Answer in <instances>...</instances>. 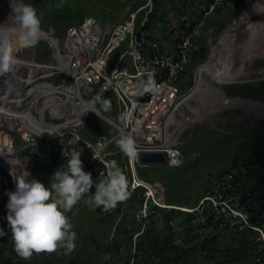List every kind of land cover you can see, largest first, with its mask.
<instances>
[{
    "label": "trees",
    "instance_id": "1",
    "mask_svg": "<svg viewBox=\"0 0 264 264\" xmlns=\"http://www.w3.org/2000/svg\"><path fill=\"white\" fill-rule=\"evenodd\" d=\"M20 1L32 4L41 15V28L53 26L56 34L64 33L69 25L88 15L82 1L73 3L65 0L61 8H56L60 0ZM92 1L99 4L100 10L92 11L91 15L113 21L130 3V0ZM149 1L151 5L141 9L138 21L147 17L145 27L162 45L172 39L174 23L184 15L204 17L202 49L190 55L187 70L180 80L182 91L188 89L194 83L193 68L208 57L209 42L205 30L218 25V16L225 5L243 4L245 0H223L211 11L213 0H143V3L135 0L132 10ZM10 3L12 0L0 1V5ZM224 89L228 95L264 96V80L256 85L226 84ZM99 96L110 100L109 112H113L116 108L115 93L107 91ZM96 104L103 111L101 104L97 101ZM206 130L205 139L193 140L180 147L183 161L178 166L137 164L138 175L147 181L160 182L164 201L173 205L154 206L155 212L150 214L144 228L136 218L143 202V189H137L113 214L103 208H89L85 205V197L90 194H86L68 215L77 234L75 248L68 250L62 247L53 253H34L30 260H24L15 252L6 218L8 209L5 208L0 215V229L5 232L0 236V264H264V241L258 239L259 231L251 226L242 224L241 227L232 223L231 218L223 216L220 206L215 204L220 200V194H235L239 206L249 211L251 224L262 225L264 121L259 126L247 128L226 124L217 128L207 126ZM81 132L91 140L103 132L116 133L102 118L87 119ZM21 148L26 156L33 152L37 159L38 166L29 179L50 187L57 166L65 164L67 171L68 162L62 157L61 145L56 138ZM110 160L126 171L127 159L123 152L112 154ZM233 168L237 169L235 189H214ZM3 190L0 186V193ZM79 205L81 208L78 209Z\"/></svg>",
    "mask_w": 264,
    "mask_h": 264
},
{
    "label": "built area",
    "instance_id": "2",
    "mask_svg": "<svg viewBox=\"0 0 264 264\" xmlns=\"http://www.w3.org/2000/svg\"><path fill=\"white\" fill-rule=\"evenodd\" d=\"M222 1L213 0L209 11ZM249 2L250 0L244 1L245 4ZM150 3L151 1L137 10H131L127 17L117 21L86 15L82 20L69 25L61 37H57L53 26L47 31L59 41L57 57L55 48L52 47L55 58L52 64L58 67L47 69L64 76L60 83L44 82L46 92L43 102L48 99L46 110H50V116L46 117L45 112L42 113L45 127L41 143L56 138L61 145L62 157L67 162L73 150H82L83 170L91 173L92 179L97 183L106 177L111 164L110 156L121 151L111 149L121 133L131 134L135 138L138 154L141 150H163L167 154L168 165L178 166L183 161L172 126L176 123L183 103L193 92L185 95L180 80L187 70L190 55L202 49L204 17L184 15L174 23L172 39L162 45L145 27L147 17L138 21L141 9ZM149 72L155 74L160 92L156 95H141V90L137 87L138 81L147 79ZM54 85L61 88L62 92L54 93L50 88ZM107 91H113L116 95V108L113 112H103L96 104V97ZM91 111L98 112L116 133L110 135L103 132L95 140L84 136L81 130ZM28 130L24 132L29 136L32 130ZM36 144L40 142H30L27 146ZM123 156L127 159L124 171L128 180L127 200L137 189H143V202L136 212V218L144 228L149 222L150 214L155 212L154 206L173 205L164 201L160 182L147 181L138 175V155L135 159H129L124 153ZM236 173V168L231 169L214 189H235L238 184L234 181ZM91 192H95V187ZM126 201L118 203L107 213H115ZM215 204L220 206L223 216L231 218L232 223L257 229L258 239L264 241V213L261 215L262 225L255 226L250 222L249 211L239 206L237 195L220 194V200L215 201Z\"/></svg>",
    "mask_w": 264,
    "mask_h": 264
},
{
    "label": "rangeland",
    "instance_id": "3",
    "mask_svg": "<svg viewBox=\"0 0 264 264\" xmlns=\"http://www.w3.org/2000/svg\"><path fill=\"white\" fill-rule=\"evenodd\" d=\"M71 1L73 3L82 1L86 6V13L88 15H91L90 13L92 11L95 12L100 10L99 4L92 0ZM109 2L111 1L109 0ZM134 2L135 0H130L129 5L123 9L120 14L115 16L116 21L124 19L126 15L130 13L133 9ZM256 2L262 3L257 5ZM140 3H143V0H141ZM116 4H118V2H116ZM8 5H11V3ZM245 12L248 16L244 15ZM262 16H264V0H250L248 4H228L224 6L218 16V25L213 29L205 30V34H207L206 39L209 42L208 57L205 61L197 64L193 68L194 83L190 88L183 90V93L186 95L196 89L198 86V69L200 65L205 64L211 59L213 62H217L219 66L229 68L230 72L234 73L235 78L226 82H219L214 79H210V74L206 73L205 78L209 80L207 82L208 87L205 90L206 92H199L193 97L189 96L190 98L185 100L180 109V113L177 115L176 123L172 126V130L176 135L179 147L186 146L193 140H200L202 138L205 139L207 137V126L210 128H217L220 125L227 124L233 127L247 128L251 125L259 126L264 121V114L258 113L251 107V105H264V96L258 95L246 97L251 98L254 101L244 100L241 98H235L241 95L226 94L224 89V85L226 84L250 83L252 85H256L264 80V45L261 49V54L254 57L250 56L246 59H243L242 56L243 48L250 37V33L248 31L249 24ZM0 24H2V22H0ZM48 29H50V26L47 29L42 28L41 39L34 48L20 47L18 51V60L20 62L23 60L30 62H33L34 60L35 62L43 64L55 62V58L53 56L54 48H52L51 44L46 40L47 38L50 40V34L47 33ZM61 34L63 35V33H58L56 35L57 37H61ZM226 35L230 39L231 43V50L228 51L221 44V39ZM261 37H263L264 40V28L261 33ZM53 38L55 39V42H57V38L55 36ZM19 46L18 42L13 41L14 48ZM213 48L217 49L216 53L218 54L212 57ZM218 51L229 55V60H227L226 64L224 63V60H222L221 65V60H218L220 57ZM236 72H238V74ZM34 74H37L38 77H34ZM63 76V74L58 72L52 73L49 69H38V71H33L32 74L28 65H20V63L11 73L0 75V135L5 136V141H7V143L10 141L12 147L11 152H4L3 149L6 146H4L3 140L0 139V156L11 157L14 159L16 164L13 171L6 168L5 163L0 160V174L4 175V178L2 180L0 179V186L4 189L0 193V215L2 210L7 208V202L9 199L7 193L9 191H15L16 188L13 175L19 177L25 171L31 175L38 166L34 153L31 152L30 156H26L21 147L27 146L30 142L34 141L41 143L43 138L34 131L21 129L22 124L20 123V119L17 118L15 113H12V108L19 106L18 104L23 102L21 101V103L14 104L13 100L22 99L27 92L35 90V86L38 83H44L45 81L60 83L62 82ZM223 93L229 96V98L225 97ZM27 97L28 96H26V99ZM44 98L45 96H42L41 99L32 107L33 114L38 118L42 116L41 104ZM10 99L12 102H10ZM45 116H50L49 109L45 111ZM97 118L99 119L101 117L94 113V111H91L88 113L86 120L88 119L89 121H92ZM7 119L10 120L8 121ZM103 121L107 126L111 127L105 120ZM111 128L113 129V127ZM25 130L31 131L29 136L24 132ZM25 135H27V138H25ZM111 149L119 150L116 141ZM60 169L61 171H65L66 165L60 164L57 166V171ZM87 198L88 196L85 197V200H87ZM85 205L87 204L85 203ZM79 208H81L80 205L78 206V209Z\"/></svg>",
    "mask_w": 264,
    "mask_h": 264
},
{
    "label": "clouds",
    "instance_id": "4",
    "mask_svg": "<svg viewBox=\"0 0 264 264\" xmlns=\"http://www.w3.org/2000/svg\"><path fill=\"white\" fill-rule=\"evenodd\" d=\"M64 2L60 0L56 8L63 7ZM10 6L12 13L9 22L0 25V75L11 73L20 63L15 55L13 41L24 48H34L42 35L41 18L33 5L12 0ZM137 87L141 95H156L160 92V85L152 72L147 74V79H140ZM96 101L101 104L103 112L111 110L110 100L97 96ZM94 113L99 116L98 112ZM116 144L129 159L137 157V142L131 134L121 133ZM81 151L73 150L67 171H61L62 168L56 171L50 187H45L36 179H29L27 171L19 177L13 175L16 188L7 193L6 218L15 252L22 259L30 260L34 253H53L62 247L68 250L75 248L77 234L73 231L67 213L86 194L91 193L85 200L89 208H103L105 212L127 200V176L116 162L108 166L106 177L97 183L91 173L83 170ZM93 187L94 193L91 192ZM3 235L5 232L0 229V236Z\"/></svg>",
    "mask_w": 264,
    "mask_h": 264
},
{
    "label": "bare ground",
    "instance_id": "5",
    "mask_svg": "<svg viewBox=\"0 0 264 264\" xmlns=\"http://www.w3.org/2000/svg\"><path fill=\"white\" fill-rule=\"evenodd\" d=\"M261 3L262 2H256L257 5H260ZM11 13H12V9H11L10 5L0 6V20H1L0 22H2V24H0V25L7 24L9 22V16ZM244 15L248 16V14L246 12ZM263 28H264V16L254 20L253 22H251L249 24V30L248 31L250 33V37H249L247 43L245 44V46L243 48V53H242L243 59H246L250 56L254 57V56H257V55L262 53L261 49L263 48L264 40H263V37H261V33L263 31ZM260 38H261V41H260ZM46 40L52 45V47L55 48V57H57V55H58L57 47H59L58 39H57V42H54L52 34H50V40H48V39H46ZM221 44L227 51L231 50L230 39L227 37V35L223 36V38L221 39ZM20 47H22V46L14 48L15 55L17 56L18 59H19L18 51H19ZM216 52H217V49L213 48L212 57L214 55L218 54ZM218 52L220 55L218 60H221V65H222V60H224V63L226 64L227 60H229V55L222 53L221 51H218ZM23 61L20 62V65L21 64L28 65L32 71V74H33V71H37L40 68H43V70H46L47 68L54 69L55 67H58V66H56V64H52V63L40 64L38 62H35L34 60H33V62L25 61V60H23ZM25 62H27V63H25ZM206 73L210 74V76H211L210 79H214V80L219 81V82H226L228 80H233L235 78L234 73L230 72L229 68L219 66V64L217 62H213V60L211 59L208 62H206L205 64L200 65L198 72H197V79H198L197 85L198 86L191 93V95H189L190 97H193L194 95L198 94L199 92H204L207 89V87H208L207 82L209 80H207L205 78ZM236 73L238 74V72H236ZM36 76H38V75L34 74V77H36ZM50 88L56 94L62 92V89L56 85L51 86ZM45 92H46L45 83H38L35 86V90H33L31 92H27V94H25V96H23L22 99H14L13 100L14 104L21 103V101L23 102L21 104H18L20 107L16 106V107L12 108V113H15L17 118L20 119V123L22 124L21 129H31L32 131H34L40 135H42V131L44 132L45 124L43 121V118H44L43 114L47 109L49 101H48V99H46L41 104V112L43 114L41 113L42 117H40V118H38L37 116H35L33 114L32 107L36 104L37 101H39L41 99V97L45 94ZM26 96H28L27 99H26ZM189 96H188V98H190ZM10 102H12L11 99H10ZM251 107L255 111H257L258 113L264 114V105H251ZM8 117H10V116H8ZM7 120L9 121L10 119H7ZM25 137H27V136H25ZM0 139L3 140L4 146H6V147H4L3 151L4 152H11L12 147H11L10 141H8V143H7V141H5L6 137L3 135L0 137ZM0 160L3 163H5L6 168L14 171L16 164H15V161L13 158L0 156ZM3 178H4V175L0 174V179L2 180Z\"/></svg>",
    "mask_w": 264,
    "mask_h": 264
},
{
    "label": "water",
    "instance_id": "6",
    "mask_svg": "<svg viewBox=\"0 0 264 264\" xmlns=\"http://www.w3.org/2000/svg\"><path fill=\"white\" fill-rule=\"evenodd\" d=\"M224 96L229 98L226 94H224ZM235 98L253 100L251 98L241 96H237ZM138 163L140 165H168V157L166 152L163 150H141L138 154Z\"/></svg>",
    "mask_w": 264,
    "mask_h": 264
}]
</instances>
